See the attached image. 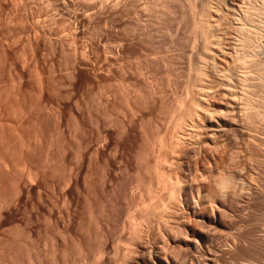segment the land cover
I'll use <instances>...</instances> for the list:
<instances>
[{
	"label": "rangeland",
	"instance_id": "obj_1",
	"mask_svg": "<svg viewBox=\"0 0 264 264\" xmlns=\"http://www.w3.org/2000/svg\"><path fill=\"white\" fill-rule=\"evenodd\" d=\"M234 2L0 0V264H135L116 253L130 210L159 208L154 245L178 222L173 207L162 217L161 145L183 136L185 151L229 120L247 131L233 145L241 156L228 159L225 137L210 151L247 168L242 206L219 241L229 264L264 262V0ZM197 22L211 31L209 50ZM55 190L69 200L57 204Z\"/></svg>",
	"mask_w": 264,
	"mask_h": 264
},
{
	"label": "bare ground",
	"instance_id": "obj_2",
	"mask_svg": "<svg viewBox=\"0 0 264 264\" xmlns=\"http://www.w3.org/2000/svg\"><path fill=\"white\" fill-rule=\"evenodd\" d=\"M234 1L235 0H229V2L232 5H234V3H235ZM263 4H264V2H263ZM260 6H261V4H260ZM260 6H258V9ZM262 6H264V5H262ZM262 6L260 7L261 10H262V8H264ZM252 8L250 7V9H252ZM253 9L255 12V8H253ZM253 9H252V11H253ZM263 11H264V9H263ZM256 12H258V10H256ZM203 13H205V12H203ZM207 14L208 13H206V15ZM201 23H199V24H201ZM263 23H262V25H263ZM197 24H198V22L196 23V26L199 25V24L198 25ZM205 25H207V24H205ZM200 26H203V23H202V25H199V27ZM200 28H202L201 32H204V34L206 36V37H204V39L207 38V43L205 42V46L207 45L206 48L209 50V48H210L209 46H211V43H212L211 42V40H212L211 31L206 27H200ZM263 29H262V31H263ZM258 33L260 34V32H258ZM248 40H250V39H248ZM248 40H246V41H248ZM251 41H250V43H251ZM248 42H247V44H248ZM200 71L203 72V70H200ZM202 72L200 73L201 76H199L202 78L199 79V81H201L203 79V76L206 77V75L204 74L205 72H203V75H202ZM196 82H197V80H196ZM204 84L202 83L199 86L204 85ZM200 88H198V89H200ZM201 91H203V90H201ZM207 91H209V90L207 89ZM194 95H195V93H194ZM234 99H235V97H234ZM236 99H237V97H236ZM199 101H197V102H199ZM248 104H249V102H248ZM209 105H211V104H209ZM232 107H234L233 109L235 110V105H232L231 108ZM194 108H196L195 105H194ZM242 109H244V108H242ZM214 111H215V109H214ZM224 112L223 111L221 112V113H223L222 115L226 116V115L231 114V112H229L230 114H227ZM233 113L235 114V112H233ZM237 113H239V112H237ZM208 114H210V113L208 112ZM217 114H218V112H217ZM192 115H193V113H192ZM244 123H243V125H244ZM238 124H236L235 121H230V120L224 121V122H219V123L217 122L216 124H213L210 128L207 129V132H205V134L203 133L204 136L200 137V135H201L200 132H199L200 135H199V133L197 134L199 136V138L197 137L198 140L196 139L197 142H195V140H193L197 146L192 145L191 147H189V145H188L187 148H189V149H185V151L183 150L184 148L182 149L183 151L181 149H180L181 152H179L180 150L178 151L179 147H182V146H180L181 145L180 142H182L181 140H183V136H182V139H179L180 141H178V140H176L177 142L174 141L175 143L173 142V145H172V147L170 145V148H168L169 143L166 144L164 142V144L161 145L160 150H159V155H158V157H159L158 158V160H159L158 165H157L158 160L156 162V165L158 166V169H159L158 170L159 173L157 174V172H155V174L157 175V186L160 187L158 189L162 188V189L166 190V188H167L168 192H169V196H168V200H167L168 202L163 203L164 208H163V216L162 217H165L164 214L166 212L168 213L169 209L171 207H173L172 209L177 211L176 213L178 216V222L173 229L172 228H171V230L168 229V230H170L169 231L170 233L167 232V233H169V234H167L168 236L165 235L166 238H165V241H162L163 242V244L161 243L162 246L154 245L153 243H151V233L149 230V224L153 221V219H158L159 216H156L155 213L159 212V208H155L153 210L152 209L148 210V211H146L145 214H140V215H138L135 212H132L130 210L126 214V217H125L126 224L124 223V226H125L124 229L129 228L131 233H130L129 237L125 238V240H123V238H121L118 241L116 253H117V256L119 259H122L123 261H125V260H127V258H129L128 257L129 255L135 254L136 255V260H135L136 263L135 264H229L224 259L225 258L224 256L230 254V252L228 250L231 248H228V250H227V249H224L225 247L224 248L221 247L222 243L219 241V239L222 240L221 238L223 236L221 234L222 237H219L218 231L221 228L228 227L227 226L228 224L226 222L227 216L230 217L231 215L229 216V214L231 212L233 213L234 209L236 211L239 207L242 206V199H243L242 193L244 191L243 190L244 189L243 184L245 182L244 170L247 168V162H244L243 160L240 161V163L237 162L239 164L233 165V168L231 170V168L228 165L230 162L227 161V163L229 162L227 164L226 162H224L225 159H222V158H225L224 155L222 156V158L220 156H215L213 154H215L216 151L218 154L220 151L215 150L214 151L215 153L214 152L211 153L210 149H212V148L216 149L217 148L216 146L218 144H220V143H218V140L221 139L220 137H225L226 138L225 140L227 142V143L226 142L225 143L228 144L229 146H233L236 141L238 143L240 141V140H236L237 138L240 139V137H237V135H239L238 133H242V135L243 134L246 135V132H247L244 129L245 127H243V126L241 127ZM247 124H249V123H247ZM188 126H190V125H188ZM204 131H206V130H204ZM182 134H184V133H182ZM245 135H243V136H245ZM176 136L178 137L181 135L178 134ZM260 136L262 137V135H260ZM190 137H193V136H190ZM175 138H173V139L175 140ZM178 138H176V139H178ZM194 138H196V135ZM189 139H191V138H189ZM221 140H220V142H223L224 139L222 141ZM242 140L245 141L246 139H242ZM253 140H254V136H253ZM160 141H162V140H160ZM250 142H252V141H250ZM237 143H235V144H237ZM221 145L224 146V144L221 143L220 144L221 148H222ZM198 146H199V148H198ZM229 146H227V147L229 148ZM220 147H218L217 149H220ZM239 147H240V144L238 145V148ZM249 147L250 146H248V149H249ZM242 148H243V146H242ZM224 150H226V149H224ZM234 150H235V152H234ZM234 150L233 151L231 150L232 152H230V154L228 155V159H232L234 157V155L239 154V151H237L236 148ZM246 151H247V148H246ZM154 152H155V150H154ZM245 152H244V154H245ZM223 153H226V152H223ZM249 154H251V153H249ZM225 155H227V154H225ZM149 157H151V156H149ZM155 159H157V157ZM245 159H246V157H245ZM240 160H241V158H240ZM249 160L251 161V158H249ZM150 162L151 161H149V163ZM178 163L184 165L185 171H183L181 169L183 171L182 172L183 175H178L181 172L179 171V173L177 174L178 171L176 172V170H175V169H177L176 165ZM147 164H148V162H147ZM183 165H181V167ZM147 167H149V166H147ZM151 167H152V165H151ZM139 181H141V180H139ZM247 182H248V180H247ZM151 183H155V182H151ZM183 184L185 185V187L182 186ZM248 186H249V184H248ZM151 187H152V185H151ZM249 187H251V186H249ZM183 188H185V189H183ZM153 189L154 188H151V190L148 189V191H147V198L148 199H146L145 202L143 203L145 205V208H149L148 202L153 201L156 198V197L154 198V196H157L156 191ZM182 189L184 190V192L182 191ZM62 191L63 190H55V192H54V198H55V200H56L55 202L57 204H60V203L65 204L63 201H65L66 197L68 198V196H67L68 194H65V192H62ZM64 191H66V190H64ZM180 191L183 192V194H184L182 197L183 201L180 198V200L184 203L183 208H181V210H180V208L175 206L176 203H178L176 201H179L176 197V193L180 192ZM144 192H146V191H143V193ZM177 196H179V195H177ZM241 197H242V199H241ZM66 200H69V199H66ZM56 203H54V205ZM66 203H68V202H66ZM62 206H64V208H65L66 205H62ZM68 206L71 207L72 205H68ZM70 207H68V208H70ZM68 208H66V209H68ZM56 209H58V208H56ZM62 210H63V208H62ZM69 210H71V209H69ZM70 215H71V213H70ZM51 219H52V217H51ZM56 221H58V220H56ZM231 223H232V221H231ZM230 227L231 226H229V228ZM220 233H221V231H220ZM223 238H225V237H223ZM228 238H227V240H228ZM236 239H237V237H236ZM219 242L221 244H219ZM232 242H234V241H232ZM232 242H230V243H232ZM227 243H228V241H227ZM235 244H236V241H235ZM230 246H231V244L229 245V247ZM233 246H235V245L233 244ZM233 251H235V250H233ZM103 252H101L103 256L102 255L100 256L101 253L99 254V256L101 257V259H103L105 261V259H104L105 255L103 254ZM105 254H106V252H105ZM181 256H182V258L180 259L179 257H181ZM97 258H99V257H97ZM103 260H102V262L104 263ZM238 264H255V263H252L251 261H244V262L238 263ZM262 264H264V262Z\"/></svg>",
	"mask_w": 264,
	"mask_h": 264
}]
</instances>
